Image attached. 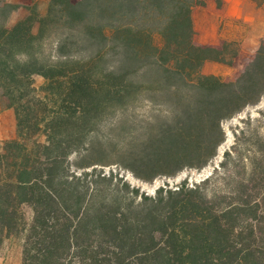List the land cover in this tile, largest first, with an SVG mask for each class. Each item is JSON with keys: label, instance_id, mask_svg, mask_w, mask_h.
<instances>
[{"label": "trees", "instance_id": "obj_1", "mask_svg": "<svg viewBox=\"0 0 264 264\" xmlns=\"http://www.w3.org/2000/svg\"><path fill=\"white\" fill-rule=\"evenodd\" d=\"M199 3L0 0V97L17 119L0 140V250L24 236L23 264H264V130L156 194L104 167L147 183L202 170L224 122L264 98V38L235 76L203 73L242 48L197 41Z\"/></svg>", "mask_w": 264, "mask_h": 264}, {"label": "rangeland", "instance_id": "obj_2", "mask_svg": "<svg viewBox=\"0 0 264 264\" xmlns=\"http://www.w3.org/2000/svg\"><path fill=\"white\" fill-rule=\"evenodd\" d=\"M12 1V0H8ZM31 0H20L19 3H28ZM40 10L47 11L50 0H37ZM200 3L195 7V17L201 23L203 22L202 13L207 9L212 16H215V28L206 27L203 25L200 33L205 37H210L213 32H219L221 36H225V40L233 39L239 42L242 48V55L236 66L232 67L224 63L216 61H208L203 67V73L208 75H217L222 78L235 76L243 70L246 60L249 56L255 54L261 45V40L264 38V4L258 6L253 0H244L243 7L246 15L250 21L245 19H235L228 17L225 10L224 0H199ZM211 1V2H209ZM211 3V4H210ZM261 7V11L259 10ZM228 9V8H227ZM234 10V6L231 7ZM259 12V13H258ZM26 10L21 8L13 14L10 24H15L20 18L25 15ZM234 14V13H233ZM194 18V20L196 19ZM41 76L36 77L37 85L43 83ZM264 111V98L256 105L246 108L241 114L224 122V128L227 133L226 141L221 145L218 150V155L214 160L202 170H185L178 174L176 177L167 178L161 177L156 179L153 183H147L137 178L131 171L109 160V165L104 166L107 172L114 171L120 177L130 182L133 186L141 188L142 191L148 194H156L160 187H173L177 188L184 182H189L191 185L199 183L210 175H212L217 167L225 157V153L231 149L236 140V135L242 136V130L246 132V136L254 133L257 130L262 132L264 130V123L257 122L256 119L260 118L261 112ZM15 110L7 107L4 100L0 97V140H8L13 136L14 125H16L17 135V119ZM144 112V111H143ZM251 119V124H248ZM12 137V138H14ZM11 138V139H12ZM76 156L73 157L75 159ZM27 219L31 223L33 219V210L26 206L25 208ZM24 236L19 238L8 239L3 244L0 250V258H12L15 263H19L22 258L23 239Z\"/></svg>", "mask_w": 264, "mask_h": 264}, {"label": "crops", "instance_id": "obj_3", "mask_svg": "<svg viewBox=\"0 0 264 264\" xmlns=\"http://www.w3.org/2000/svg\"><path fill=\"white\" fill-rule=\"evenodd\" d=\"M18 1H20V0H12L10 2L18 3ZM207 2H208V0H207ZM209 2H211V1H209ZM224 2H225V10L228 14V17H230V18L232 17L235 19H242L243 18L246 21H250V18L248 17V15H246L245 9L243 7L244 0H224ZM233 6H234V10L231 11L230 9ZM259 10L261 11V7ZM46 12L47 11H42L43 14H45ZM25 15H26V13H25ZM202 17L204 20L201 23L195 17V10H194V18H196L195 19V25H196V29H197V36H196L197 41L199 43L207 44V45H219L222 42V40H225V38H226L225 36H221L219 32H213L210 37H205L203 34L200 33L203 25L206 27H210V28L214 27L215 28L214 22H215L216 17L212 16L207 9L203 10ZM228 40H233V39L228 38ZM12 134H13L12 137H14L16 134V125H14V132ZM12 137H9V139H11ZM0 264H23V249H22V258H21V261L19 263H15L12 258H9L7 260H6V258H0Z\"/></svg>", "mask_w": 264, "mask_h": 264}]
</instances>
